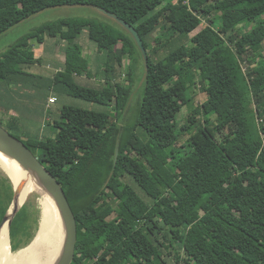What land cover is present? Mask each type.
Segmentation results:
<instances>
[{
	"label": "trees",
	"instance_id": "obj_1",
	"mask_svg": "<svg viewBox=\"0 0 264 264\" xmlns=\"http://www.w3.org/2000/svg\"><path fill=\"white\" fill-rule=\"evenodd\" d=\"M64 6L113 13L135 28L147 52L134 128L123 130L118 120L142 55L121 27L59 19L0 54V80L17 84L34 77L24 70L42 60L39 45L47 37L60 40L64 62L51 90L114 109L110 117L64 105L52 122L53 138L23 142L60 183L73 210L71 264H165L163 248L175 264H264V60L246 73L240 64L264 41V0H0V36ZM201 21L206 25L188 37ZM84 32L99 52L102 87L76 80L91 77L79 42ZM195 89L206 99L194 107ZM185 106L187 121L180 124ZM136 127L138 134L131 131ZM124 176L150 201L122 183ZM7 190L11 201L12 186ZM6 211L0 207V222ZM26 220L23 206L9 227L12 251Z\"/></svg>",
	"mask_w": 264,
	"mask_h": 264
},
{
	"label": "rangeland",
	"instance_id": "obj_2",
	"mask_svg": "<svg viewBox=\"0 0 264 264\" xmlns=\"http://www.w3.org/2000/svg\"><path fill=\"white\" fill-rule=\"evenodd\" d=\"M94 18L103 23L110 25L116 29H120V26L112 19L100 13L97 9L88 6H64L56 7L51 9H46L37 13L36 15L20 22L14 27L10 28L6 33L0 36V54L7 51V49L14 44L22 36L34 31L36 28L40 27L42 24L47 22H53L59 19L66 18ZM206 22H202L197 25L189 34L188 37L193 36L197 33L201 27L205 26ZM47 37V42L44 43L43 47L39 45L40 48L46 47L48 51L43 54L42 60L37 61L33 67L32 72L35 74L46 73L51 77L57 71H60L63 67L64 62V47L65 43L56 40L49 39ZM51 41L56 43L54 45L50 44ZM79 42L83 49V56L85 61L89 64V74L91 77L87 76L86 73L81 76L76 77L78 83L91 87H102L104 85V77L102 73V68L99 61V52H97L95 46L91 44L84 32L80 38ZM53 46V47H52ZM136 46V45H135ZM38 46H35L37 48ZM38 47V49H39ZM52 47V50H51ZM136 50L137 47H136ZM139 56V53L137 51ZM264 60V41L261 43L257 50H248V52L240 60V64L243 71L246 73L249 69L257 67L259 62ZM144 63L141 56L138 57L137 71L134 83L131 86V94L123 112V115L118 120V125L123 129L134 128V121L137 117L138 104L143 96V87L145 79ZM128 62L125 60V66L122 74L123 85L128 84L127 80ZM28 72H30L28 70ZM0 83L6 85L2 80ZM12 87V85H8ZM14 91V89H13ZM35 91L23 92V94H17L14 92L0 91V126L11 133L13 136L21 140L22 142H28L27 140L33 141L38 140L42 137L43 131H48L49 122L57 119L60 114V110L64 105L72 106L74 108H79L83 110H91L96 112H106L110 114V117H114L113 107L105 108L96 104L88 103L83 100L74 98L72 96H66L59 91L51 92V97L55 96L57 102L52 105H47L45 107V99L47 97V92L43 89ZM193 96V106L200 105L206 99V94L195 89L191 92ZM177 121L180 124H184L187 121V107L185 106L183 110L178 114ZM16 126V129H11L10 126ZM54 130V129H53ZM139 128L132 129L133 133L138 134ZM47 136V134L45 133ZM28 144H31V143ZM0 183L2 184L5 192L2 193V186L0 187V207L8 209L11 201L8 199L10 194L7 187L11 185L10 181L6 175L0 169ZM122 183L128 184L146 201L150 200L144 195L143 191L133 183V181L128 177L124 176ZM6 194V195H5ZM13 194V191H12ZM12 198V196H11ZM28 200V201H27ZM27 200L22 204L27 208V220L26 229L24 236L17 239L16 245L18 249L16 251H11L15 253L18 250L29 246V244L34 240L39 230L41 215H42V195L39 192H33L27 198ZM21 207V208H22ZM9 225V223H8ZM4 229L0 235V259L5 256L6 253H10L11 249L9 242V234L7 237V228ZM163 260L165 264H175V260L172 255L168 254V249L163 248Z\"/></svg>",
	"mask_w": 264,
	"mask_h": 264
},
{
	"label": "water",
	"instance_id": "obj_3",
	"mask_svg": "<svg viewBox=\"0 0 264 264\" xmlns=\"http://www.w3.org/2000/svg\"><path fill=\"white\" fill-rule=\"evenodd\" d=\"M100 13L114 20L126 33H128L133 39L137 49L142 55L145 66L147 65V52L143 45V41L134 27L126 23L124 20L118 18L113 13H110L103 9H97ZM0 153L10 158L15 162L18 167L22 168L26 176L33 178L44 189V191L52 198L56 208L59 211L64 228V238L62 242V250L60 256L57 259L56 264H71L74 255L77 241V224L72 208L65 196V193L57 181V179L44 167V165L37 159L33 152L18 138L13 136L2 126H0ZM118 152L116 151L114 164L117 159ZM1 169V168H0ZM4 173V171L1 169ZM24 173H20L22 176L21 181L26 182ZM5 174V173H4ZM6 175V174H5ZM13 190V197L11 203L6 211L5 216L0 222V230L3 223L7 220L9 227L13 218L16 216L22 205L17 206L16 201L20 193V187H18V193L14 186V177H8ZM10 214V215H9ZM10 242V238H9ZM11 253V249H9Z\"/></svg>",
	"mask_w": 264,
	"mask_h": 264
},
{
	"label": "bare ground",
	"instance_id": "obj_4",
	"mask_svg": "<svg viewBox=\"0 0 264 264\" xmlns=\"http://www.w3.org/2000/svg\"><path fill=\"white\" fill-rule=\"evenodd\" d=\"M0 168L8 177H14L13 181H15L14 186L17 193L19 192L18 187H20V193L16 201L17 206L22 205L33 192L37 191L42 195V215L36 237L29 246L15 253H6L0 259V264H56L62 250L64 228L59 211L52 198L38 182L30 176H26L22 172V168L2 153H0ZM20 173H24V177L27 179L26 182H19L22 179ZM7 225L8 221L6 220L1 227L0 235ZM8 234L9 225L7 237Z\"/></svg>",
	"mask_w": 264,
	"mask_h": 264
},
{
	"label": "crops",
	"instance_id": "obj_5",
	"mask_svg": "<svg viewBox=\"0 0 264 264\" xmlns=\"http://www.w3.org/2000/svg\"><path fill=\"white\" fill-rule=\"evenodd\" d=\"M46 42H47V40H45V43ZM53 42H55V41H51L50 44H52V45L56 44V43L53 44ZM52 47H51V50H52ZM46 51H48V50H47L46 47H44L43 54L46 53ZM28 70L30 72H28ZM24 71L28 75H33L34 77L23 76L21 78H18V83L17 84H7L6 82L3 81L5 84H7V86L3 85L2 83H0V91H6V92H10V93L14 92V93H17V94H23V92H27V91H35V92H37L36 90L43 89L44 92L45 91L47 92V97L45 99V107H47V105H49L48 104V100L51 97V92H53L51 90V88L49 87V82L53 78V75L51 77H49V75H47L46 73H44V74H35L34 72H32L33 71L32 67L29 68V69H25ZM8 85H12V87H9ZM13 89H14V91H13ZM52 122H49V126H48L49 130L48 131L44 130L43 134H42V137L39 138V139H46V138H53L54 137V130H53V127H52ZM10 127H13V129L17 128L14 125L10 126ZM45 133L47 134V136L45 135Z\"/></svg>",
	"mask_w": 264,
	"mask_h": 264
},
{
	"label": "built area",
	"instance_id": "obj_6",
	"mask_svg": "<svg viewBox=\"0 0 264 264\" xmlns=\"http://www.w3.org/2000/svg\"><path fill=\"white\" fill-rule=\"evenodd\" d=\"M56 101H57L56 97L55 96H52V97L49 98L48 104L49 105H52V104L56 103Z\"/></svg>",
	"mask_w": 264,
	"mask_h": 264
}]
</instances>
